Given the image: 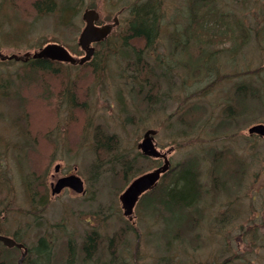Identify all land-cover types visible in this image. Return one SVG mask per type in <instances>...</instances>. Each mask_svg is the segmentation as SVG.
<instances>
[{"label": "rangeland", "instance_id": "1", "mask_svg": "<svg viewBox=\"0 0 264 264\" xmlns=\"http://www.w3.org/2000/svg\"><path fill=\"white\" fill-rule=\"evenodd\" d=\"M36 1L0 0L2 13L13 21L11 28L19 37L13 38L10 28L0 24L3 54L24 56L56 42L81 57L78 38L86 8L96 9L103 24L113 23L117 15L118 25L104 46L96 45L93 59L84 65H65L59 74L26 71L21 61L0 62V89L4 90L2 97H7L0 102V173L10 179V192L0 193L1 228L13 234L18 223L27 246L35 244L37 235L51 234L57 264L64 259L70 240L76 246L75 263L83 264L85 257L80 250L92 229L98 233L92 254L98 264H111V260L117 261L115 264H163L168 249L159 246L165 244L156 237L162 225L160 216L142 204L136 207L132 220L123 216L119 196L130 181L122 185L123 177L111 170L95 174V159L105 169L109 157L106 151H95L96 135H115L118 151L130 160L140 153L137 146L144 133L155 129L159 150L172 149V166L197 157L203 183L209 188V155L205 152L209 147L203 148V144L210 146L207 140L216 135L213 129L227 105L226 95L241 83L246 71L252 73L258 91L264 90V0H214L220 14L204 23L200 34L211 39L208 46L213 47L211 58L217 57V70L212 71L214 75L201 72L195 79L184 73L186 67L172 69L165 82L160 79L162 68L178 61L179 46L169 40L172 26L182 21L181 9L190 0H161L165 2L164 21L154 50L142 40H129L124 45L131 20L129 6L138 0H58L64 10L49 15L36 11ZM67 2L72 4L71 10L61 7ZM229 14L241 24L240 32L225 25ZM200 44L206 45L198 42V49ZM109 46L113 52L108 51ZM141 50L147 55L145 64L154 71L147 81L138 78L140 72L135 73L142 64L136 54ZM193 51L197 55L196 49ZM247 97L245 121L234 122L225 141L228 155L236 156L244 166L242 187L233 183L230 192L219 187L216 194L211 189V196H206L202 205L205 216L201 212L196 229L183 233L188 255L198 264H264V173L259 172L264 170V138L248 133L249 127L264 124V97ZM197 112L200 122L193 125L190 119ZM231 133L235 135L229 141ZM236 161L231 168L236 167ZM161 164L142 156L137 166L145 173ZM30 172L38 177L32 192L49 199L45 210L31 216L27 215L28 195L21 183V176ZM71 174L82 178L84 194L66 189L53 196L51 184ZM37 216L44 223L41 228L35 226ZM253 230H258L257 236H242ZM114 233L120 235L118 240ZM112 236L113 248L109 247ZM252 241L255 244H250Z\"/></svg>", "mask_w": 264, "mask_h": 264}, {"label": "trees", "instance_id": "2", "mask_svg": "<svg viewBox=\"0 0 264 264\" xmlns=\"http://www.w3.org/2000/svg\"><path fill=\"white\" fill-rule=\"evenodd\" d=\"M64 6L68 7L69 10H71L72 8V4L68 2L61 7ZM162 6H165V2L161 0H138L136 3L129 6L131 20L126 30L127 35L125 38V43L123 42L124 45H127L129 40H143L148 49L154 50V48H156L157 43L160 41V35L164 21V13H161ZM216 6L217 5L214 0H190L187 2V5H185V7L181 9L182 16L185 14L184 17H187L186 19H183V22L188 23L189 21H197L201 25V27L204 28V23L212 22L213 18L216 17ZM33 7L41 15L56 14L58 12H61V9H63H60L58 0H37L36 2H34ZM5 18L7 19L6 22L4 21ZM4 23L8 26V28H10L9 35H11L15 39H18L19 37H17L16 30L14 28H11L13 27V21H11L7 15H4L2 13V9L0 8V24L4 25ZM170 34V44L174 43L176 46H179L177 36L173 33V31H171ZM198 35L199 33L194 39L196 44L200 42ZM101 45L104 46L105 42L101 43ZM207 45L208 43H206V45H202V48H205ZM108 51L113 52L112 47L108 48ZM142 53L145 54L143 50L136 53L138 56L137 59L142 60L146 58L147 55L144 56L142 55ZM0 62L5 64L7 61ZM24 65L27 67L26 71H30L33 73L41 72L59 74L63 72V67L65 65L68 66L69 64L55 62L47 59H30L29 61L24 62ZM169 68L171 69V66H169ZM169 68H162L164 73H160V76L166 77L168 71L170 70ZM99 69H101V67ZM149 69L151 73L154 72L152 67L149 66ZM189 70L190 69L185 70L184 73L189 74V76H191L192 74V76L196 77L195 73L192 70ZM139 71L140 68L137 67L135 69V73ZM145 77V79L142 78L143 81H147L148 75ZM157 81H159V79H157ZM3 91L4 90L0 89L1 103H3L7 99V97H2L5 96ZM250 94L254 97V99L260 97V95L255 94L254 92L249 93V90L244 93L241 92L239 89V85L234 88V91L232 93H229V95L227 94L228 97L226 95L227 105L222 110L221 115L219 116L220 118H218L219 120L217 128L213 129L216 135H214L213 140H207L209 141L210 146L203 144V148L209 147L205 151L206 154L209 155L206 156L208 158L207 184L209 188L203 183L202 173L199 169V159L197 157L187 158L182 161V163H178L173 166L172 169L161 178L158 186L154 190L143 195L140 199L138 205L142 204L144 206L146 205V207L149 206V208L147 207L146 209L151 210L152 213L154 212L158 214L157 216H160L161 218L162 225L157 230L158 232L156 233V237H161L164 241L165 245L159 246H166V248L168 249V255L163 258V264H198L197 261L192 260L190 258V255H188L189 252L187 246L184 244L185 241L183 233H185V231L190 228L196 229L195 227L198 226L197 224L200 221L201 212L202 215H204L202 206L203 202H206V196H211V189L213 190L214 194H216L219 187H224L230 192L233 189V183L235 184V187H242L243 180L245 179L243 176V174L245 173L244 166L242 163L236 161V156L234 157L228 155V145L225 144V141L230 130L234 128L233 126L241 119L245 121L247 115V106L244 105V101L248 99L247 96H249ZM192 117L193 118L190 119L192 121V124L198 125V123L200 122L199 113H193ZM19 132L23 131L20 130ZM225 135H227L225 139L218 138L219 136ZM233 135H235V133L230 134L229 141L233 140ZM96 137L95 151H106L109 154V157L107 158V165H111L112 167L109 170L114 171L118 174V176L123 177L122 185L125 186L127 182L132 180V178L134 179L135 177L144 173L141 167L138 166L133 171L129 170V168L132 167L131 159L129 160V158L118 151L119 148L117 146L115 135L110 134L109 136H105L102 133H98ZM256 138L260 137L256 136ZM110 149L113 152H110ZM137 156L142 157L141 153H138ZM144 158L150 159L147 157ZM233 160H235L237 163H234L236 167L231 168L230 165L231 163H233ZM93 167L96 168L94 170L95 174L100 176V168L103 167L101 165V162H98V160L95 159ZM259 172L263 174L264 170L261 168ZM257 178H259L258 175ZM257 178L255 179V181H257ZM35 179H37L38 181V177L33 172H30L27 176H21L22 186L24 187L28 195L27 200L30 208V213L27 215L29 216L35 214L37 211L45 210L49 204L47 195H43V197L38 198V196H35L36 193L32 192ZM2 191L10 192V179L4 174L0 173V193ZM5 206L7 207V204H5ZM229 206L230 205H228L227 208H229ZM195 207L198 208L194 210ZM223 218H226V216H224ZM41 221L42 218H39L37 216L34 219L35 226L41 228L42 225H44V223H41ZM17 225L20 227L18 223ZM18 226L16 227L15 232L13 234H10L9 232H4L0 225V234L8 235L15 239L17 242L27 245L26 238H24V236L20 233ZM257 231H246V233H242V236L245 237L249 235L250 239V237H254V234H256L257 236ZM122 232L125 237V231L122 230ZM97 234L98 233L96 232V230L92 229L84 237L83 246L80 250L81 255H84L85 257L83 259V264H88L89 261L98 264V261H94L92 255L96 250ZM114 236L117 240L120 238L119 234L114 233ZM50 237H52L51 234L37 235L35 244L33 246H28V253L23 264H49L51 255L50 251L51 249L53 250V244L50 240ZM115 238H113V236L111 237L109 247H111V244L113 243ZM250 244L253 245L255 243L254 241H252V243ZM69 255V249L66 246V257L64 256V259H61L58 264H76L75 256L70 257ZM20 257L21 251L19 249L7 248L0 242V264H17ZM109 263L115 264L117 263V261L111 260ZM211 264L214 263L211 262ZM219 264H225V261L220 262Z\"/></svg>", "mask_w": 264, "mask_h": 264}, {"label": "water", "instance_id": "3", "mask_svg": "<svg viewBox=\"0 0 264 264\" xmlns=\"http://www.w3.org/2000/svg\"><path fill=\"white\" fill-rule=\"evenodd\" d=\"M83 21L85 26L82 29L78 44L81 49L85 52V55L81 58L73 57L70 52L62 45L52 43L41 48L34 54L26 53L21 58L16 55H4L0 52L1 60H27L28 58H44L52 61H59L65 63H71L73 65H83L89 61L94 55L95 48L91 46L92 43L102 42L108 38L112 29L118 24L117 16L114 18V22L111 24L97 25L100 19V14L96 9H85L83 13ZM250 134H259L264 136V124H256L249 129ZM156 135L155 130H148L143 135L142 141L138 144V149L141 150L142 154L152 158H164V164L159 168L145 173L136 179H134L129 186L120 195L119 200L123 209L124 216L132 219L134 208L139 201L141 195L147 191L154 189L161 176L170 169V161L167 159L166 154L161 153L154 143V136ZM59 165L56 166V172L59 171ZM52 194H59L64 188H70L76 193H83L84 185L81 177L76 174L61 177L57 180L56 184L52 183ZM0 242L8 248H18L22 250L21 259L18 264H23L28 249L24 244L17 242L11 237L0 234Z\"/></svg>", "mask_w": 264, "mask_h": 264}, {"label": "bare ground", "instance_id": "4", "mask_svg": "<svg viewBox=\"0 0 264 264\" xmlns=\"http://www.w3.org/2000/svg\"><path fill=\"white\" fill-rule=\"evenodd\" d=\"M186 4H187V1L185 2V5ZM161 8H162L161 13H164V10H165L164 6H162ZM219 14H220V12H217L216 16H218ZM184 15H183L182 21L180 23L172 26V31L177 36V39H178L179 53L177 55L178 61L177 62L175 61V64L171 65L170 70H172V69H179L180 70L182 67H186L187 70L190 69L195 73V75H196L195 79L197 78V76L201 72H203V74L208 73V72H210L212 74L213 73L212 71L215 72L217 70V57H215V59L211 58V56L213 54V49H212L213 47L207 45L205 48H202V45L200 44V47L202 49H198L196 47V43L194 41V39L198 33H199V35H198L199 41L202 43L211 42V39L208 36H203L202 34H200L201 25L197 21H192V22L189 21L188 23L183 22V19L187 18V17H184ZM82 17H83V15H82ZM225 25L230 26L232 29L235 27L236 31H239V32L242 29L240 24L236 21V19H235V21L231 19L230 14L225 19ZM56 44H60V43H56ZM60 45L64 46L70 52V50L65 45H63V44H60ZM79 48L81 50L80 53H83V55L81 57H83L85 55V52L81 49V47H79ZM195 49H196V52H198L197 55L194 54L195 51H193V50H195ZM189 51H190V53H189ZM70 54L75 58H81V57L74 56L71 52H70ZM75 54H77V53H75ZM12 55H14V54H12ZM17 57L21 58L22 56H17ZM41 59H44V58H41ZM29 60L30 59H27V60L20 59V60H16V61H21L22 63H24V62H27ZM47 60H49V59H47ZM65 64L72 65L71 63H65ZM170 70L168 71L166 77L161 78L162 80H164V82H165V79H167L168 76H170V74H171ZM139 72H140V75H138V78L143 77V79H145L146 78L145 76H147V75L149 76V74L151 73L149 67L145 64L144 59H142V64L140 66ZM246 72L247 73H245V76L243 77L241 83L239 84L240 91L244 93L247 90H249V93L254 92L255 94H259L260 95L259 98H261V96L264 97V90H262V92H259L258 89L254 86L253 80L251 77L252 73L249 71H246ZM213 75H214V73H213ZM181 111H184V110H181ZM251 127H249V129ZM254 135H256L260 138H264V136H260L259 134H253V136ZM138 158H140V157L136 156L133 159H131L132 167L129 168V170L133 171L136 169L137 164H138ZM105 166H108L107 162H105ZM110 168H112L111 165H109L105 169L100 168V172H105V171L109 170ZM144 207L149 208V206L146 207V205ZM1 235H4V234H1ZM5 236H8V235H5ZM24 246H26V248L28 249L27 245L24 244ZM111 246L115 247L114 244H111ZM67 247L69 249V253H70L69 256L70 257H74L77 255V251L75 248L76 246L74 245L73 240L69 241ZM20 251H21V255H22V250H20ZM50 252H51V255H50L49 264H57L56 258H55L56 252H54L52 249ZM19 259H21V257ZM19 259H18V261H19ZM17 264H18V262H17Z\"/></svg>", "mask_w": 264, "mask_h": 264}]
</instances>
